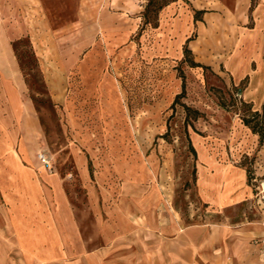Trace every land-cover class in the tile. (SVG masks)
I'll return each mask as SVG.
<instances>
[{
	"label": "rangeland",
	"instance_id": "rangeland-1",
	"mask_svg": "<svg viewBox=\"0 0 264 264\" xmlns=\"http://www.w3.org/2000/svg\"><path fill=\"white\" fill-rule=\"evenodd\" d=\"M147 3L0 0V58L29 37L46 87L0 67V264H154L138 225L264 234V141L242 121L264 109V0H178L141 30Z\"/></svg>",
	"mask_w": 264,
	"mask_h": 264
},
{
	"label": "crops",
	"instance_id": "crops-1",
	"mask_svg": "<svg viewBox=\"0 0 264 264\" xmlns=\"http://www.w3.org/2000/svg\"><path fill=\"white\" fill-rule=\"evenodd\" d=\"M0 67L8 78H12L11 73H17L19 69L14 56H2ZM19 85L21 92H26L22 78ZM31 111L29 105V114ZM138 226L132 230L141 231L146 237L136 241L132 234L130 247L139 252L142 245L147 253L154 255V264H264V234L259 230L253 232V227L243 226L230 231L213 225L184 226L181 223V232L175 228L173 232L176 234L166 237L160 227H156V232H148ZM254 238L258 241L250 244Z\"/></svg>",
	"mask_w": 264,
	"mask_h": 264
},
{
	"label": "trees",
	"instance_id": "trees-1",
	"mask_svg": "<svg viewBox=\"0 0 264 264\" xmlns=\"http://www.w3.org/2000/svg\"><path fill=\"white\" fill-rule=\"evenodd\" d=\"M178 0H148V3L145 7L144 13H143V27L141 30H144L146 26H150L153 28H157L159 26V13L168 5L171 3L177 2ZM205 14V11H196L195 13V21H200L201 20V15ZM195 39V36L190 37L184 48V59L185 62L188 63V65L191 68H206L204 65L195 62L193 59V53L192 50L189 47V43ZM24 42L26 43L27 47L29 50L26 53H21L19 52V45ZM15 56L18 59L19 67L23 73V77L25 79V83L28 86L29 90L31 92H36L38 94H41L42 90H44L45 87V82L41 79H38L37 75H31L29 72H27L26 67L28 65H32L34 67H39L38 66V59L33 51V47L30 43L29 37L24 40H19L15 41L12 44ZM41 74V73H40ZM182 74V73H181ZM183 84H182V89L183 92L182 94L185 93L186 91V83H185V77L182 74L181 75ZM182 94L178 95V97L182 96ZM32 102L34 103L35 106H37V99L34 95L31 94L30 96ZM246 105V104H245ZM247 106V105H246ZM187 111H190L189 107H186ZM243 124L248 127L253 134L259 136L260 143H263L264 141V109L262 112L260 111H250L249 115H245L242 119ZM192 151L194 155L196 156V151L192 148ZM91 175H92V169L90 170Z\"/></svg>",
	"mask_w": 264,
	"mask_h": 264
},
{
	"label": "built area",
	"instance_id": "built-area-1",
	"mask_svg": "<svg viewBox=\"0 0 264 264\" xmlns=\"http://www.w3.org/2000/svg\"><path fill=\"white\" fill-rule=\"evenodd\" d=\"M46 164H48V163L46 162ZM263 259H264V253H263Z\"/></svg>",
	"mask_w": 264,
	"mask_h": 264
}]
</instances>
